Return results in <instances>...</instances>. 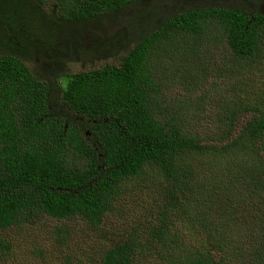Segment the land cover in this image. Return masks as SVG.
Masks as SVG:
<instances>
[{"label": "trees", "instance_id": "16d2710c", "mask_svg": "<svg viewBox=\"0 0 264 264\" xmlns=\"http://www.w3.org/2000/svg\"><path fill=\"white\" fill-rule=\"evenodd\" d=\"M243 4L186 8L140 30L161 0H0V264L8 231L44 217L98 232L118 189L146 172L155 176L154 209L103 249L99 264H264V85L230 92L215 120L221 128L199 136L188 130L192 105L165 107L147 78L155 56L207 61L200 42L214 41L213 23L230 63L260 59L264 9ZM135 6L141 15L104 44L66 34L77 24L88 34ZM109 47L124 55L118 66L61 72ZM238 212L249 222L234 232ZM55 234L69 241L68 230Z\"/></svg>", "mask_w": 264, "mask_h": 264}, {"label": "rangeland", "instance_id": "374dc122", "mask_svg": "<svg viewBox=\"0 0 264 264\" xmlns=\"http://www.w3.org/2000/svg\"><path fill=\"white\" fill-rule=\"evenodd\" d=\"M238 2H257V9H264V0H161L159 14L148 18L139 29L146 28L149 21L156 22L158 17L169 18L186 8L212 5L232 7ZM137 10L135 6L116 12L103 20L102 24H94L88 34H84L82 28L77 29L80 26L78 24L73 29L67 26L66 34L73 36L74 31L80 43L89 37L93 44H104L112 34L123 29L127 20H134L141 15H136ZM210 27L209 37L214 41L200 42V52L209 55L207 61L199 64L198 59L185 61L178 58L164 63L155 56L147 67V78H153L152 81L161 87L165 107L177 108L180 104L190 107L191 104L196 111L193 119L186 118L191 135L207 136L221 128L215 120L222 115L221 106L230 99L229 93L238 86L258 91L264 85V55L250 65L230 63L231 58L220 35V26L213 23ZM87 45L89 42L83 46ZM117 56V49L109 47L104 56H96L91 61L63 63L61 72L74 75L104 66H118L124 55ZM39 72L37 77L42 81L46 73L43 69H39ZM201 162L199 159L194 160V164L199 166H202ZM153 177L154 173L146 172L120 187L113 209L106 215L98 232L90 231L82 220L60 221L49 217L31 225L12 228L7 234L11 251L3 264H76L78 261L82 264H99L103 249L113 246L120 241L121 234H128L138 224H146L157 202V199L154 202L155 196L148 189ZM233 220L234 232L243 230L249 222L242 212L235 214ZM58 228L69 231L70 237L66 244L57 239L55 231Z\"/></svg>", "mask_w": 264, "mask_h": 264}]
</instances>
